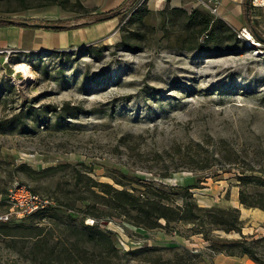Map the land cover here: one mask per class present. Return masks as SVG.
<instances>
[{
    "label": "rangeland",
    "instance_id": "rangeland-1",
    "mask_svg": "<svg viewBox=\"0 0 264 264\" xmlns=\"http://www.w3.org/2000/svg\"><path fill=\"white\" fill-rule=\"evenodd\" d=\"M80 1L0 0V17L70 21L92 11L91 0ZM138 5L147 9L142 24L114 17L109 28L103 21L61 30L25 27L24 48L0 51V123L22 119L0 126V211L13 182L59 203L11 223L26 234L10 242L0 235L1 264H30L23 241L29 245L26 231L33 225L51 241L76 239L97 259L107 255V264L179 262L189 255L196 264L250 260L213 252L190 223L144 229L97 211L100 228L112 232L117 250L108 257L96 233L80 224V217L92 224L84 208L86 176L135 192L149 184L189 185L198 205L239 210L240 233L210 227V235L227 240L264 235V211L238 201L239 189L264 193V185L254 180L241 186L237 178L264 177V41L250 32L249 38L240 35L238 47L185 50L177 25L159 29L160 11L199 7L214 17L216 11L199 0H139ZM256 14L255 31L264 38V12ZM127 28L145 33L121 45ZM20 63L28 66V75L15 67ZM180 202L179 196L171 201Z\"/></svg>",
    "mask_w": 264,
    "mask_h": 264
},
{
    "label": "trees",
    "instance_id": "trees-1",
    "mask_svg": "<svg viewBox=\"0 0 264 264\" xmlns=\"http://www.w3.org/2000/svg\"><path fill=\"white\" fill-rule=\"evenodd\" d=\"M20 3L26 0H15ZM55 4L62 2L69 3L68 0H51ZM139 0H123L114 8L100 11V12H85L81 15L71 18L72 20L57 22L44 21L36 19H5L0 17V26H21L34 27L33 23L60 25L56 27H44L47 30H61L84 27L95 24L110 18L117 17L120 22L124 24H133L136 22L142 24V18L147 13V9L141 5L137 6ZM246 1V0H245ZM73 4L80 5L76 0ZM24 6V4H22ZM248 10L250 12V5L244 9L246 19H249ZM169 24L179 27V35L184 36L181 39V48L185 50H200L208 51L211 49L226 48L235 45L240 38L236 32L231 30L222 20L214 17L207 11L193 7L190 11L184 10L182 7H171L170 9L160 11V30H164ZM42 28V27H38ZM147 28V27H145ZM250 28V27H249ZM152 30V27L148 28ZM127 35L119 43L121 45H130V40H136L142 37L145 33L143 31H136L135 29H126ZM258 41H264L253 28L249 29ZM233 42V43H231ZM28 112V111H27ZM26 112V113H27ZM25 113V114H26ZM15 118V119H14ZM10 120L1 121L0 126H10L14 123H21L22 119L17 115ZM76 180H81L80 171L76 170L74 173ZM85 188L89 194V201L85 203L84 208L91 216L92 224L84 223L85 217H80V224L84 228L96 233V237L106 246L104 248L108 257L112 254L116 256L117 250L111 243L109 236L111 231L100 228V217L97 211H101L104 215L123 217V220L136 227L144 229H154L159 227H167L171 223L186 222L195 226L194 232L200 233L205 239L213 252H225L231 256H246L255 264H264V235H256L250 233L247 235L240 234V236L233 240L216 237L209 234L210 227L220 228L225 232L236 231L240 233L241 219L239 217L238 208H223L218 206H200L192 197L189 185H175L167 187H154L147 185L146 191L135 192L134 188H126L122 183L120 188L115 187L108 182L96 181L91 177H85ZM239 184L247 185L249 182L258 180L264 185V177L248 175L240 173L238 176ZM175 196H179L180 203L172 204ZM55 205L49 207L48 211L59 205L55 198ZM238 201L245 207L256 206L264 211V193L255 191L253 193L246 192L243 188L238 191ZM61 204V203H60ZM101 206V208H98ZM35 212L34 214L43 212ZM114 212V213H113ZM69 214V213H68ZM115 214V215H114ZM70 216V215H69ZM74 220V217H67ZM161 220L164 222L161 223ZM14 220L4 222L0 221V235L7 242L16 238L25 237L26 233L20 234L17 224H11ZM207 227V231L205 228ZM42 227L33 225L26 231L29 235V245L25 243L26 249L24 257L30 264H107V255L102 259H97L98 254L89 251L87 248L80 247L78 240L68 242L65 241H51V237L46 233H41ZM23 232V231H22ZM91 234V233H90ZM93 235V234H92ZM91 236V235H89ZM95 236V235H93ZM225 247V249H224ZM200 255V254H196ZM189 255L184 261L162 260L160 258H153L156 264H196ZM109 260V259H107ZM1 264V263H0Z\"/></svg>",
    "mask_w": 264,
    "mask_h": 264
},
{
    "label": "crops",
    "instance_id": "crops-1",
    "mask_svg": "<svg viewBox=\"0 0 264 264\" xmlns=\"http://www.w3.org/2000/svg\"><path fill=\"white\" fill-rule=\"evenodd\" d=\"M76 0H68L70 3H74ZM80 5L81 1L77 0ZM123 0H91L92 11L87 12H100L105 11L119 5ZM202 1L206 7L207 4L212 5L216 11V17L222 20L231 30L237 31L241 27H247L255 29L257 24V18L259 15L256 14L257 9H262L264 12V7H253L250 4V12L248 10L249 19H246L244 15V9L246 8L245 0H199ZM207 3V4H206ZM261 16V15H260ZM116 19H108L103 21V24H107L108 28L114 25ZM21 26H0V51L9 48H24L23 45L24 37L28 36L27 29ZM249 28V29H250ZM38 37L41 36V33H38ZM52 46V44H47ZM233 264H238L237 258H233ZM225 260L221 259L217 264H222ZM202 263V262H201ZM244 264H254L250 260H245ZM205 264V262H203Z\"/></svg>",
    "mask_w": 264,
    "mask_h": 264
},
{
    "label": "built area",
    "instance_id": "built-area-1",
    "mask_svg": "<svg viewBox=\"0 0 264 264\" xmlns=\"http://www.w3.org/2000/svg\"><path fill=\"white\" fill-rule=\"evenodd\" d=\"M253 7H264V0H249ZM208 8L214 12L215 9ZM237 36L249 38L250 31L247 27H241L236 32ZM3 202L6 204L5 209L0 211V221L8 222L18 218L26 217L32 213L43 211L55 205V201L48 196L35 192L25 184L13 182L8 188Z\"/></svg>",
    "mask_w": 264,
    "mask_h": 264
},
{
    "label": "bare ground",
    "instance_id": "bare-ground-1",
    "mask_svg": "<svg viewBox=\"0 0 264 264\" xmlns=\"http://www.w3.org/2000/svg\"><path fill=\"white\" fill-rule=\"evenodd\" d=\"M17 69H20L25 75L29 74L28 66L25 63H20L15 66Z\"/></svg>",
    "mask_w": 264,
    "mask_h": 264
},
{
    "label": "water",
    "instance_id": "water-1",
    "mask_svg": "<svg viewBox=\"0 0 264 264\" xmlns=\"http://www.w3.org/2000/svg\"><path fill=\"white\" fill-rule=\"evenodd\" d=\"M246 7L249 6V0H246V3H245ZM34 27H56V26H61V25H49V24H39V23H33L32 24Z\"/></svg>",
    "mask_w": 264,
    "mask_h": 264
}]
</instances>
